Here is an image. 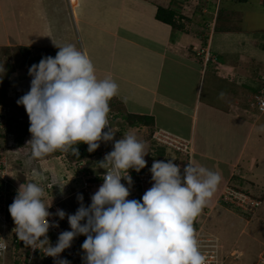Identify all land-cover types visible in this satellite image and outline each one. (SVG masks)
<instances>
[{
    "label": "crops",
    "instance_id": "crops-1",
    "mask_svg": "<svg viewBox=\"0 0 264 264\" xmlns=\"http://www.w3.org/2000/svg\"><path fill=\"white\" fill-rule=\"evenodd\" d=\"M228 1L233 14L249 3ZM160 6L176 13L175 24L157 18ZM221 6L222 0H0V44L14 36L28 47L47 37L54 45L74 42L89 56L99 79L111 77L117 83L114 99L131 114L153 117V125L131 129L152 136L160 128L191 140L193 163L221 176L206 205L212 209L204 228L213 222L221 231L209 225L211 231L243 255L240 264H256L264 258V112L251 102L263 85L264 68L248 69V36L220 33ZM32 7L36 15L31 18L27 9ZM37 28L42 36L32 41L25 31ZM249 41L260 47L258 39ZM202 44L212 47L219 69L205 64L197 51ZM261 52L257 62L264 61ZM26 84L21 86L25 93L30 80ZM227 185L263 199L254 216L241 217L219 204Z\"/></svg>",
    "mask_w": 264,
    "mask_h": 264
},
{
    "label": "clouds",
    "instance_id": "clouds-1",
    "mask_svg": "<svg viewBox=\"0 0 264 264\" xmlns=\"http://www.w3.org/2000/svg\"><path fill=\"white\" fill-rule=\"evenodd\" d=\"M56 46L55 57H42L29 67L30 90L16 101L29 117L31 158L69 148L79 157V149L72 146L80 143L91 153L100 142L114 141L113 150L99 162L106 171L90 204L86 206L78 193L80 206L74 214L50 212L52 201L45 202L38 183L20 184L8 209L18 240L55 259L84 235L83 264H206L194 221L216 192L220 174L191 160L182 171L174 158L155 160L149 169L152 186L140 199H128L133 185L129 170L139 173L145 168L148 152L134 134L114 140L118 130L110 125L108 114L118 85L111 77L99 79L89 56L74 45ZM257 100L264 112V98ZM64 185H59L61 190ZM53 216L59 220L67 216L70 226L59 233L55 245L47 235L51 227H59L58 220L49 219ZM5 250L6 244L0 243V253ZM58 264L71 261L61 258Z\"/></svg>",
    "mask_w": 264,
    "mask_h": 264
},
{
    "label": "built area",
    "instance_id": "built-area-1",
    "mask_svg": "<svg viewBox=\"0 0 264 264\" xmlns=\"http://www.w3.org/2000/svg\"><path fill=\"white\" fill-rule=\"evenodd\" d=\"M202 52L204 53L206 62L212 61L217 65L218 58L215 54L210 53V46L203 48ZM262 80L263 85L259 90V93L255 95L253 101L251 102V106L259 112L262 111H260L257 97L264 98V75H262ZM5 122V116L0 115V131L6 129ZM107 130V128L104 129V131ZM158 130L153 133V139L156 145H164L166 146L165 148H170V151L175 149V152L181 160V166H185L189 160L193 162V146L191 140L173 134L169 131ZM5 142V144L9 147L15 145L16 148L13 149V151H19L20 153H22L24 149L28 148L27 145L29 144L28 141L25 140V145H22L21 142L15 139V136L14 138L13 136H10ZM107 143L108 149L106 153L113 150L114 141H108ZM3 144L4 142L0 137V243L6 244V250L0 253V259L3 260L2 264H6L5 260L8 254L11 256V262L9 264H58V261L61 258H67L71 261V264H83L81 257L84 253L81 249V245L86 239V236H77L73 240L71 247L64 250L60 254V257L54 259L53 257L44 255L43 249L26 247L22 241L18 240L15 233V224L8 209L17 194V189L20 184L24 182H36L44 189L45 202L50 203L52 201V206L49 209L50 212L55 213L57 209H62L67 214H74L68 209V207L64 206L66 201L70 199L71 196H77L79 193L85 194L86 199L89 197V201L91 202V195L95 193V188L98 189L102 184V175L106 170L103 169L102 172L96 173L93 171L94 168L90 167L91 170L84 168V170H82L78 175L63 176L66 178L69 177L73 181L77 179L80 181H77V187L72 188L71 184L62 180L59 185H65L61 190V187L57 185L58 181H54L52 175L46 176L43 171L41 175L37 173L38 166L36 161L33 160L35 165L28 169V167L24 165L25 163H28V158H13V154L11 152H2ZM105 154L102 155L103 158ZM19 161L23 162L19 163ZM83 162L80 165L85 163ZM152 163L141 169L139 173L132 169L129 170V173L133 178V185L130 189V196L128 199H140L144 192L152 186L153 181L151 180V173L149 171ZM14 166H17L18 169L14 170ZM24 172H26L25 174H30L25 175V181L19 178L20 174H24ZM67 172H70V175H73L71 171L68 170ZM34 173L36 176L33 178L31 174L33 175ZM122 183L126 184L123 180ZM69 190L71 191L66 194ZM68 196L69 198H67ZM262 202L263 200L261 197L234 185H227L219 196L220 205L235 208L246 215L255 213V211L261 206ZM211 209L212 208L205 206L201 214L194 221V228L196 230L199 249L206 257V264H233L228 260V255L222 251L221 248L223 245L219 242L220 238L218 234L204 228V220L210 216ZM49 219L59 221V227H51L47 234L50 242L55 245L59 233L64 230H70V226L67 221V216L63 220H59V217L56 216L50 217ZM238 252V250H235V252L231 254L234 255L235 258H238L241 255L239 254L236 256Z\"/></svg>",
    "mask_w": 264,
    "mask_h": 264
},
{
    "label": "rangeland",
    "instance_id": "rangeland-1",
    "mask_svg": "<svg viewBox=\"0 0 264 264\" xmlns=\"http://www.w3.org/2000/svg\"><path fill=\"white\" fill-rule=\"evenodd\" d=\"M73 2L75 4L76 0H73ZM227 2H231V1L222 0V6L220 7V14H219V19H218V30L220 31L221 34H225V33L228 34L230 38L248 36V42H249L248 43V58L251 59L248 62V69L254 68V70L258 69L262 71L261 68H264V63H263L264 61L257 62V60H258V57H261L262 55L261 51L262 49H264V46H261V44L264 43V4L261 3L260 0H249L247 7L242 6L240 3L241 6L239 7V10L237 9L238 11H236V13L233 14V13H229L228 11L229 7H228ZM34 9H36V7L27 9V13L30 14L31 18L34 15H36L35 12H33ZM218 12H219V9H218ZM21 21H22V18H21ZM29 21H31V24H33L31 19ZM25 23L26 22L23 21V24ZM15 31H16V27L13 26L12 36L15 35L16 33ZM25 34L32 41H39L40 37L42 36L39 28H37V30L34 32H30L26 30ZM253 38H256L260 41V47L250 45L251 42L249 41V39H253ZM69 41L70 40L65 39L64 44L68 42V44L74 45V42L72 41L69 42ZM53 42L54 41L52 39H48L47 37L44 43H41V45H35V46L30 47L31 54L41 55L44 57L45 56L55 57L59 49L56 46V44L58 45V42L55 45H54L55 42L54 43ZM20 46L22 45L20 44V41L18 39H15V36L14 38L8 39L6 43L0 44V113L6 114V117L11 116L8 120L12 119V122H10L11 120L8 121L6 119L7 122H10L9 128L7 130H10V132L13 134L11 135V137L13 136L14 138L15 136V139H17V141L21 142L22 145H25V140L28 142L31 140V133L29 132L30 121H29V117H28V114L26 113L24 106L18 105L16 101L22 95L25 94V90L23 92L22 87H27L28 84H26V82L27 80L31 81L32 77L28 75L29 68L26 65V61H25L26 53H24L23 49H21ZM204 47L207 48L208 45L203 46L202 44V46L198 48L199 50H197L198 52L200 51L201 53L200 56L203 58L205 57L204 53L202 52V49ZM77 49L79 50V48ZM210 51L212 52V47ZM204 61H206V58H204ZM218 67L219 66L217 65L216 69ZM109 107H110V112L108 114L109 123L114 130H118L115 133L114 140H118L120 139L119 137L120 135H125L128 133L136 135V137L145 144V150L148 152V154L145 156V159L147 161L146 167L149 166L155 160H163L167 162L169 159H173V158H174L173 162L181 166V160L179 159V156L175 152V149L173 150L171 149L172 151L170 153H166L165 150H162L161 147H158L155 144V142L151 140L152 136L151 134H149L148 131H147L148 133H144L140 128H135V127H133L132 129L130 128L132 126L128 123L125 116L131 113L128 112V109L125 106L124 102L119 101L118 99L112 98L109 101ZM5 143L6 142H4L3 144L2 152L3 151L11 152L13 154L12 156L13 158L15 157H20L22 159L28 158V163L24 164L25 166L28 167V169L30 167L32 168L35 165V163H33V160L37 161V159L31 158L30 144L27 145L28 148L24 149L22 153H20L19 151H16V152L13 151V149L16 148L15 145L9 147ZM107 149H108V143L103 142V141L100 142V147L98 148L95 157L90 158L88 160H84L85 163L83 162L84 164L78 165V167H75V169H77L80 173L82 169L84 168L91 170L90 167H93L96 170L95 171L96 173L100 172L101 170H103V168L100 167L99 162L103 160L102 155L106 153ZM66 153L67 151L57 150L43 157L42 159L44 160V162L42 161L40 165L37 164L38 165L37 173L41 175L42 173L41 165L43 164L44 165L43 168H44V172L46 176L52 175L54 181L56 182L58 181L57 184H61L60 182L64 180L66 183L71 184L72 188H75L77 187L76 183L79 179L73 181L69 177L67 178L63 177V176H75L74 173L68 168L69 161L66 159L68 158ZM22 162L23 161H19V163H22ZM96 165H99V167L95 168L94 166ZM14 167H15L14 170L18 169L17 166H14ZM183 167L184 166H181V171L183 170ZM68 170L71 171L73 175H70V172H67ZM25 173L26 172H24V174H20V177H19L20 179H23L24 181H25V175H30V174H25ZM31 176L34 178L36 174L35 173L33 175L31 174ZM97 190L98 189L95 188V192ZM70 191L71 190L67 191L66 194L69 193ZM83 197H84V204H85L86 203L85 194H83ZM67 198H69V196ZM75 198H76L75 195L71 196V198L66 201V204H65L66 207L68 208L71 207ZM87 200L89 203V197H87ZM225 208L228 209L229 211L234 212L236 215H240L241 217H244V218H248V216H251V215L254 216L253 214H256L257 210L260 209L258 208L253 214L246 215L242 213L240 210H237L235 208H230V207H225ZM214 212H216V210ZM206 221H207V218L206 220H204V222ZM209 225L210 227L213 226L216 231L220 230L219 228H217V225H215L213 222H208V225H206V228H205L206 230L211 231V229L208 227ZM221 226L223 227V224ZM1 228H2V225H1ZM219 238H220L219 242L223 245L221 249L226 255H228V260L230 261V263L240 264L239 262H241L242 261L241 259L243 258V255L241 254V252L237 253L236 256L241 254L238 258H235L234 255L231 254L235 252V250H237L238 248L233 247V245H231L230 247V245L227 243L228 240L226 238L224 239V238H221L220 236ZM262 253H263L262 256L264 257V251H262ZM259 259L260 258H258V261L256 264H261L262 262H264V258L262 261ZM259 261L261 263H259ZM2 262L3 260L0 259V264H2ZM10 262H11V256L10 254H8L6 257L5 263L9 264Z\"/></svg>",
    "mask_w": 264,
    "mask_h": 264
},
{
    "label": "trees",
    "instance_id": "trees-1",
    "mask_svg": "<svg viewBox=\"0 0 264 264\" xmlns=\"http://www.w3.org/2000/svg\"><path fill=\"white\" fill-rule=\"evenodd\" d=\"M242 1H246V0H242ZM175 12L168 9V8H165V7H162L160 6L158 8V11H157V18L162 20V21H165L167 23H170V24H175L174 22V17H175ZM21 49H23L24 53H26V65L28 66V68L34 64V63H38L42 57L44 56H41V55H32L31 54V48L28 47V46H20ZM126 120L128 121V123L131 125V126H138V125H153L154 123V120H153V117L151 116H147V115H139V114H127L126 116ZM0 137L2 139L5 138V135L0 131ZM77 147L79 149V157H76L74 155H72V149L69 148L66 155L67 157L69 158H66L69 163H68V168L74 173V175H78L79 174V171L77 169H75V167H78V165H80L84 160H88L90 158H92L93 156L96 155L97 153V150H95L94 152H91L89 153L87 151V147L88 145L87 144H84V143H80L78 145H73L72 148H75ZM166 146L164 145H161V148H165ZM78 164V165H77ZM75 165V166H74ZM77 165V166H76ZM84 170V169H82ZM81 171V170H80ZM86 200V203L85 205L87 206L89 203H88V200ZM64 206L66 207V205L64 204ZM80 206V203H78L77 201V196L75 198V200L73 201L71 207H69L68 209L71 210L73 213H75V211L77 210V208Z\"/></svg>",
    "mask_w": 264,
    "mask_h": 264
},
{
    "label": "bare ground",
    "instance_id": "bare-ground-1",
    "mask_svg": "<svg viewBox=\"0 0 264 264\" xmlns=\"http://www.w3.org/2000/svg\"><path fill=\"white\" fill-rule=\"evenodd\" d=\"M30 32H31V31H30ZM210 53H211V54H214V53H213V52H211V51H210ZM204 62H205V64H207V63H208V62H206V61H204ZM213 64H214V63H213ZM215 67H217V65H216V64H215ZM0 115H4V116H5V118H6L7 120H8V119L11 117V116H9V117H6V114H4V113H3V114H1V113H0ZM10 120H12V119H10ZM10 120H8V121H10ZM10 122H11V121H10ZM10 122H7V121H6V122H5V123H6V129H5V130H3V131H1V132H2V133L5 135V138H4V139H2V140H3V142H5V141L7 140V138H9V137L11 136V134H12V133L10 132V130H7V129L9 128V123H10ZM11 126H12V125H11ZM11 126H10V127H11ZM159 130H164V129H159ZM159 130H158V131H159Z\"/></svg>",
    "mask_w": 264,
    "mask_h": 264
}]
</instances>
